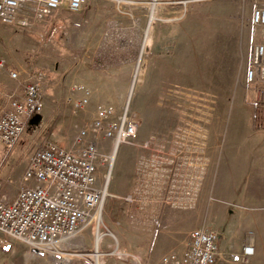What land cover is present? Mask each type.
<instances>
[{
	"label": "rangeland",
	"instance_id": "obj_1",
	"mask_svg": "<svg viewBox=\"0 0 264 264\" xmlns=\"http://www.w3.org/2000/svg\"><path fill=\"white\" fill-rule=\"evenodd\" d=\"M22 5L19 15L32 24L0 20V59L19 62L21 80L41 84L44 118L8 154L0 145V161L24 163L49 142L79 150L75 138L91 128L100 105L113 104L117 115L128 108L141 124L138 143L118 150L91 130L86 137L108 158L98 166L109 192L99 224L51 249L16 243L12 253L0 250V264H163L186 248L183 213L215 174L217 154L224 159L233 145L247 144L237 130L264 128V86L246 80L251 51L264 41V27L252 19L264 0H87L78 12L65 4L42 17L34 1ZM79 85L92 97L76 109L70 99L81 96ZM206 135L219 151L206 146ZM154 198L171 212L143 213L142 203Z\"/></svg>",
	"mask_w": 264,
	"mask_h": 264
},
{
	"label": "built area",
	"instance_id": "obj_2",
	"mask_svg": "<svg viewBox=\"0 0 264 264\" xmlns=\"http://www.w3.org/2000/svg\"><path fill=\"white\" fill-rule=\"evenodd\" d=\"M23 1L27 0H0V20L5 24L29 27L32 24L30 20L19 15ZM32 1L37 4L34 11L38 17L65 4L69 10L78 12L87 2ZM252 19L256 27H264V6L253 11ZM0 69L7 70L10 77L22 85L20 94H8L7 107L0 115V144L8 154L30 126L32 117L43 113L44 102L40 83L21 80L19 71L3 58L0 59ZM246 80L250 85L260 82L264 86V41L256 43L251 51ZM75 90L81 96L70 101L74 108L81 109L90 103L92 91L84 85L76 86ZM140 124V116L130 113L128 108L117 115L113 104L100 105L91 128L81 129L75 138V142L82 146L79 150L62 148L51 142L37 149L31 155L24 173V181L28 184L19 189L13 200L0 194L1 252H14L16 243L51 249L54 244L76 237L94 222L99 224L109 192L108 186H102L99 182L98 166L100 161L107 162L108 158L102 156L98 141L85 142L86 137L91 130L96 136L112 140L114 149L118 150L123 144L138 143ZM141 146L148 147L149 142ZM2 164L3 161L0 162V170ZM183 183L185 195L189 194L190 183L186 180ZM155 195L156 191L153 190L152 197ZM125 199L132 201L134 196L127 195ZM218 241V232L194 229L190 232L187 248L182 253L172 251L166 254L162 262L232 264L230 258L219 252ZM245 248L247 250L250 246L246 245Z\"/></svg>",
	"mask_w": 264,
	"mask_h": 264
},
{
	"label": "crops",
	"instance_id": "obj_3",
	"mask_svg": "<svg viewBox=\"0 0 264 264\" xmlns=\"http://www.w3.org/2000/svg\"><path fill=\"white\" fill-rule=\"evenodd\" d=\"M10 66L20 73L19 62ZM8 86H11L12 92L15 90V93H21L19 83L12 80L7 70L1 69L0 94H4L6 99L10 92L5 90ZM5 104L0 98V114ZM235 135L238 139L240 136L245 137L247 144L233 145L224 159H219L221 156L217 154L215 174L211 178L207 177L195 207L183 213L188 223L184 230L187 238L184 240V237L183 241L187 248L190 240L188 233L193 228L216 231L219 234V252L230 258L232 264H264V128L237 130ZM206 136V146L211 147V151H219L218 144H210L209 137ZM30 158L31 155H28L21 164H6L3 161L0 170L1 195L13 200L19 189L28 184L24 181V173ZM142 184L144 183H139L141 186ZM142 209L145 214L171 212L166 200L155 198L147 203L143 202ZM173 214H176L174 209ZM246 245L250 246L247 250ZM103 246L111 248V241H104ZM182 248L179 253L186 249Z\"/></svg>",
	"mask_w": 264,
	"mask_h": 264
},
{
	"label": "water",
	"instance_id": "obj_4",
	"mask_svg": "<svg viewBox=\"0 0 264 264\" xmlns=\"http://www.w3.org/2000/svg\"><path fill=\"white\" fill-rule=\"evenodd\" d=\"M42 118H43L42 114H36L30 120V126H38L42 121Z\"/></svg>",
	"mask_w": 264,
	"mask_h": 264
},
{
	"label": "bare ground",
	"instance_id": "obj_5",
	"mask_svg": "<svg viewBox=\"0 0 264 264\" xmlns=\"http://www.w3.org/2000/svg\"><path fill=\"white\" fill-rule=\"evenodd\" d=\"M116 150H117V149H116ZM113 157H114V155H113ZM110 176H111V174H109L107 178L109 179ZM98 222H99V223L101 222V218L99 219ZM100 238H101V236H100V234H98V237H97L98 241H99ZM97 256H100V252H99V251H97Z\"/></svg>",
	"mask_w": 264,
	"mask_h": 264
}]
</instances>
